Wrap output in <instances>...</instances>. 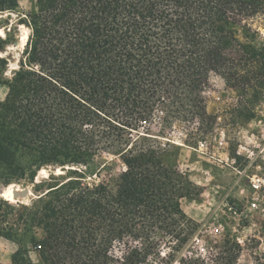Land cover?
Listing matches in <instances>:
<instances>
[{"label":"trees","instance_id":"1","mask_svg":"<svg viewBox=\"0 0 264 264\" xmlns=\"http://www.w3.org/2000/svg\"><path fill=\"white\" fill-rule=\"evenodd\" d=\"M19 9V0H0V16L18 15L0 21V53L18 42L20 26L30 31L10 79L0 57V85L9 88L0 102V181L35 184L45 169L71 168L36 185L37 200L16 219L40 264H110L127 236L141 243L127 247L124 264H141L158 249V232L179 252L199 229L181 201L201 190L168 163L148 126L170 102L205 113L201 93L213 74L230 87L264 88V47L249 45V25L238 22L264 13V0H33L30 12ZM101 153L125 171L113 185L80 186L76 167ZM16 211L0 201V223ZM16 226H0V238L19 242ZM241 252L225 239L208 260L180 263L239 264ZM12 262L34 264L27 248ZM254 264H264V254Z\"/></svg>","mask_w":264,"mask_h":264},{"label":"rangeland","instance_id":"2","mask_svg":"<svg viewBox=\"0 0 264 264\" xmlns=\"http://www.w3.org/2000/svg\"><path fill=\"white\" fill-rule=\"evenodd\" d=\"M19 5V11L26 14L31 11L33 0H19ZM17 16L5 14L0 16V21L11 18V22H15ZM238 22L240 27L246 22L249 25V45L264 47V13L250 17L247 21L239 19ZM22 26L19 27L16 36L18 42L8 45L6 50L0 53V57L8 59L9 62L5 79H10L12 71L19 67V59L24 48L22 46L24 29L27 28ZM27 31L30 33L29 29ZM0 35L5 36V30L1 26ZM240 39L248 42L242 29ZM8 91L6 85H0V102L6 99ZM201 102L205 113L196 107L191 109L188 105L181 106V110L177 108L178 104L170 102L163 113L158 112L152 124L148 126V133L157 141L159 147L165 150V159L168 163L188 176L201 190L199 197L185 198L181 201L183 211L199 225V229L192 234L188 243L179 252L172 249L176 240H172L163 232H158L153 237L159 242L158 249L141 264H181L180 259L185 256L208 260L218 253L225 239L241 245L239 264H254L255 257L264 254V196L259 201L258 208L251 207L248 203L251 191L246 177L239 179V175L233 169L213 160L210 155L193 151L199 142H207L202 150L219 155L215 139L224 132L228 141V148L224 154L236 159L237 169L247 170L250 174H264V88L261 89L255 81L249 82L245 88L230 87L224 79L213 74L201 93ZM177 110H180V115L172 114ZM161 138L181 145L163 141ZM164 143L170 147L164 148L162 146ZM240 145L245 146L243 152H250L251 159L237 154ZM105 162L110 163L106 169L101 170ZM76 168L84 177L79 182L80 186L103 182L113 185L117 174L125 171L119 159L106 153L96 155L87 167ZM45 170L48 173L47 177L56 171L53 168ZM68 171L54 174L66 178ZM47 177L40 176L35 184L11 177L8 181H0V201L9 203L17 209L15 213L9 214L7 221L0 223V226L10 229L16 223L17 226L14 228L18 229L19 234V242L0 238L9 242L8 246L0 247L1 252L7 254L13 252L14 255L20 248H27L33 263L40 264L29 243L30 235L24 236L27 235L25 227L16 219L23 213L22 206H29L37 200L39 193L35 192V186ZM25 192L27 196H24ZM7 194L11 200L6 197ZM3 210H7V207L3 206ZM137 230L145 232L139 226ZM33 232L32 235L41 238L42 231L39 228H34ZM140 243V240L129 236L117 241L112 250L113 258L110 264H124L127 247H138Z\"/></svg>","mask_w":264,"mask_h":264},{"label":"built area","instance_id":"3","mask_svg":"<svg viewBox=\"0 0 264 264\" xmlns=\"http://www.w3.org/2000/svg\"><path fill=\"white\" fill-rule=\"evenodd\" d=\"M163 141L169 142V143H174L176 145H181L179 143L173 142L169 139L166 138H161ZM216 142V147L217 150L219 152V155H217L216 153H211L208 151H203L202 147L204 145L207 144V142H199L198 147L197 148H193L194 151L201 153L203 155H210V157L217 161L220 164H223L231 169H233L237 175H239V179L246 177L249 181V188L251 191L250 196L248 197V203L250 204L251 207L253 208H258L259 207V201L262 199V197L264 196V174H260V173H248L247 170H239L237 169V167L235 166L236 164V159L235 158H230L228 155L224 154L225 150H227L228 148V141H227V137H226V133L222 132L220 134V136L216 137L215 139ZM164 148L170 147V145L164 143L162 145ZM245 149L244 145H240L239 149H238V155L245 157V158H249L251 159V156L249 155L250 152L248 153L243 152V150ZM247 150V149H246Z\"/></svg>","mask_w":264,"mask_h":264},{"label":"crops","instance_id":"4","mask_svg":"<svg viewBox=\"0 0 264 264\" xmlns=\"http://www.w3.org/2000/svg\"><path fill=\"white\" fill-rule=\"evenodd\" d=\"M194 152H196V151H194ZM199 154H201V153H199ZM8 243L9 242L7 240L0 239V247L2 245L8 246ZM12 256H13V252L7 254V253H3L0 251V264H12Z\"/></svg>","mask_w":264,"mask_h":264},{"label":"bare ground","instance_id":"5","mask_svg":"<svg viewBox=\"0 0 264 264\" xmlns=\"http://www.w3.org/2000/svg\"><path fill=\"white\" fill-rule=\"evenodd\" d=\"M24 30H25V32H24V38H23V41H22V46H25V44H26V42L28 40V37H29V32L26 29H24ZM57 171H58L57 174L62 173L59 169ZM41 174H43V173L41 172Z\"/></svg>","mask_w":264,"mask_h":264},{"label":"water","instance_id":"6","mask_svg":"<svg viewBox=\"0 0 264 264\" xmlns=\"http://www.w3.org/2000/svg\"><path fill=\"white\" fill-rule=\"evenodd\" d=\"M70 169H71V168H69V167H65L64 169L60 168L59 170L62 172V173H60V174H63V172H64L65 170H70ZM57 170H58V169H56V171H55L56 173L54 172L55 174H57V172H58ZM24 196H27V192L24 193Z\"/></svg>","mask_w":264,"mask_h":264}]
</instances>
